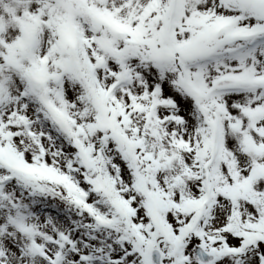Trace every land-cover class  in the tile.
<instances>
[{"label": "snow or ice", "instance_id": "snow-or-ice-1", "mask_svg": "<svg viewBox=\"0 0 264 264\" xmlns=\"http://www.w3.org/2000/svg\"><path fill=\"white\" fill-rule=\"evenodd\" d=\"M0 264H264V0H0Z\"/></svg>", "mask_w": 264, "mask_h": 264}]
</instances>
